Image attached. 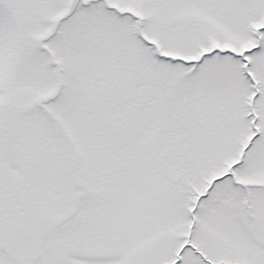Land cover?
Masks as SVG:
<instances>
[{
  "label": "snow or ice",
  "instance_id": "obj_1",
  "mask_svg": "<svg viewBox=\"0 0 264 264\" xmlns=\"http://www.w3.org/2000/svg\"><path fill=\"white\" fill-rule=\"evenodd\" d=\"M0 264H264V0H0Z\"/></svg>",
  "mask_w": 264,
  "mask_h": 264
}]
</instances>
